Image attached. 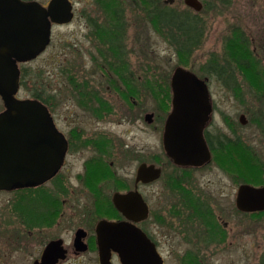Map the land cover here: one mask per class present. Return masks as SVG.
<instances>
[{"label":"rangeland","instance_id":"1","mask_svg":"<svg viewBox=\"0 0 264 264\" xmlns=\"http://www.w3.org/2000/svg\"><path fill=\"white\" fill-rule=\"evenodd\" d=\"M34 1L42 5L49 2ZM70 1L74 7V19L64 26H51L49 46L34 60L23 63L21 88L16 97L32 98V93L39 92L46 102L42 103L48 107L56 125L62 132L69 133L72 111L83 117L85 114L82 107L76 108L75 100L72 99V96L76 95L73 93L85 92L88 86L91 90L102 92L111 112L105 114L100 122H96L92 117L91 120L84 119L83 123L87 122L85 129H89L91 124V130L86 129L87 132H92L93 127L101 128L100 131L106 134L104 137L108 140V151L118 152L115 158L109 154V161L115 163L109 172L114 169L123 180H129L139 163L153 162L162 166L164 172L162 179L156 184L155 201L166 204L174 195L172 185L165 186L166 176L172 168L161 157L160 133L155 132L152 128L154 123L148 124L144 116L151 112L159 115V109L166 110V99L158 92L167 90L165 78L171 75L175 68L182 67L199 77H208L212 75L209 73L210 68L216 70L221 65L226 66L222 68L231 72L235 81L233 83H237L243 96L218 98V106L222 111H229L231 118L236 122L240 113L245 114L246 110H249L246 117L250 121L246 126L237 125V131L241 135L239 138L242 140L240 142L236 138L237 147H227L218 160H215L209 169H202L196 178L199 179V187L204 192L222 191L215 194V198L218 203L228 205L229 210H223L221 215L223 220L229 223L231 233L221 247L213 252H205L199 262L183 258L187 244L175 242L173 254L164 250L163 254L167 256L164 263L264 264V214L246 216L236 212L231 197L233 182L225 176V172L234 171L237 183L264 186V0H197L202 4L200 11L185 5L184 0H161L153 2V7L143 0ZM156 7L158 12L166 11L165 16L170 19L180 17L185 19V22L193 19L194 27L191 30L184 29L185 33L194 36L192 42L197 43L189 53L178 54L179 48L176 47L173 36L177 40H183L180 31L153 25L150 17ZM112 49L121 53L120 57L128 63L129 71L134 72V86L140 92L139 98L135 100L137 105L134 110L128 108L127 102L118 96L119 93L114 92L111 82L102 75V69L115 62ZM219 77H213V81L209 83L215 101L219 96L215 94L216 91H234L233 87L227 84L225 86L222 79H219V83ZM89 80L91 81L88 84L86 81ZM108 86L110 88H107ZM114 87L120 91L126 90L121 80L115 82ZM155 90L158 95L152 97L151 91ZM243 101L248 104H242ZM255 117L259 118V125L252 123L251 118ZM217 121L224 129L222 116L218 115ZM153 153L156 155V161L152 159ZM244 154L247 155L244 158H235ZM229 155L232 161L235 158V162L227 163L225 157ZM79 162L75 156L72 157V153L68 155L66 168L69 172L62 173L67 177V181H62L69 182L72 163H76L78 170ZM208 180L219 181L204 188ZM220 181L224 184H219ZM58 186L59 182H52L46 184L44 190L54 193ZM153 188L143 186L141 189L148 203L152 200ZM22 196L23 192L20 191H0V264H32L43 244V233L53 236L58 232L55 227H51V230L49 227H42V231L32 230L29 233L21 217ZM62 197L66 200L64 207L67 211L66 205L71 199L67 195ZM56 198L62 200L60 196ZM69 226L65 222H61L59 226V233L62 234L60 236L66 241L70 240ZM116 262L119 264L118 260ZM64 264H78V260H73L71 255ZM79 264L94 262L90 257H86Z\"/></svg>","mask_w":264,"mask_h":264},{"label":"flooded vegetation","instance_id":"2","mask_svg":"<svg viewBox=\"0 0 264 264\" xmlns=\"http://www.w3.org/2000/svg\"><path fill=\"white\" fill-rule=\"evenodd\" d=\"M47 3L44 6H46ZM74 17L75 12L72 20ZM69 23H54L52 24V28L54 26H64ZM181 31H184V29ZM112 50L115 62L114 64L109 63L107 68L102 69V75L111 82L114 92L119 93L118 96L124 99L125 103L127 102V105L129 106L128 108L134 110L136 107L135 105H137L135 100L138 99L140 95L139 90L134 86V72L129 71L127 67L128 63L126 64V61L120 57L121 53L118 50ZM22 65L23 63L19 64V90L21 88L20 82L22 77ZM219 67L220 68L216 70H211V68L209 69V73L212 74L211 76L199 77V75H196L198 80L204 82L203 84H205L207 88L206 94L210 105V112L202 128L201 135L209 154L207 160L203 157L205 153L203 154V164L201 163L198 166L176 165L173 163L172 159L168 157L164 150L162 138L164 135V127L173 108L171 106L173 100V93L171 89L172 75H167L165 78L167 82L164 83H167V90L158 92L161 97L166 99V110L159 109V115L154 112L148 113L152 114V117H150V122L147 123H154V127L152 128H154L155 132L160 133L162 145L161 157L165 159V162L170 164L172 168L170 170L171 172L169 171L166 176L167 179L165 186L172 185L174 195L172 200L166 204L155 201L156 184L159 182V179H162L164 172L162 166H157L153 162L147 164L154 165L155 168L160 169L159 176L152 179V181L148 183L137 180V170L144 162L137 165L134 175L131 176V179L129 180H123V177L119 176L117 171L114 169L109 172V169L115 164L114 161H109V154L113 155L115 158V156L118 155V152L112 153L108 151V140L104 137L106 134H104L103 131H100L101 128L93 127L92 132H87L91 130V124H89V129L86 128V131L84 125H87V122L83 123V120H91V118L94 117L96 122H100L103 120L105 114L111 112V107L109 106L107 99L103 98L102 92L91 90L89 89V86L85 92L76 91L73 93L76 95L72 96V99L75 100L74 104L76 108L82 107L85 114L83 117L77 114L76 111H72V126L69 129V133L62 132L56 125V122H54L56 130L63 135L67 143L63 163L60 169L52 178L48 180V182L46 181L40 185L11 190L23 192L24 196H22L23 205L21 206V217L24 225L27 226L25 228L29 229V233H31L32 230L42 231L40 229L42 227H49L50 230L51 227H55L56 229L58 228L56 235L47 236L43 233V236H41V243L43 244L38 250L39 255L33 259L32 264L36 261L41 262V257L46 247L52 242L59 243L57 248L62 251L63 256H56V259L52 260V263L48 261L46 264H64L71 255L73 260H78V264L86 257H90L94 264H100L99 227L102 223H130L138 227L153 243L157 253L163 260V264H165L164 258L167 257L166 254H163L164 250L173 254V243L175 242L186 243L187 246H185L182 257L194 261L200 260V258L204 256L205 252H213L216 248L221 247L222 243L226 242L228 235L231 233V229L228 228L229 223L223 220L221 213L225 209L229 210V208L226 203H218L215 198V194L222 191L217 190L204 192L202 188L199 187L201 183L199 179L196 178V175L201 174L203 171L202 169H209L211 164L214 163L215 160H218V157L224 153L227 147H230V149H235L237 147L238 143H235V141H242L239 138L241 135L237 131V125L246 126L250 120L246 117V115L249 114V110H246L245 114L240 113L238 121L236 122L231 118L229 111H222L218 106L220 103L218 98H242L243 96L237 86V83H233L235 81H233V75L231 72L222 68L226 67L224 65ZM218 76H220L217 80L219 83L222 79V83H224L225 86L228 85L229 87H233L234 91H216L215 94L219 96L215 101L214 92L211 91L209 83L213 81V77L215 78ZM87 78L88 77L86 76V79ZM118 80H121V82L125 85L126 90L120 91L118 88L114 87L115 82H118ZM90 81L91 80L86 82L89 84ZM107 88L110 87L108 86ZM151 92L153 95L152 97L158 95L156 90ZM221 94L222 96H220ZM241 103L244 105L248 104L247 101H243ZM93 104H95V106ZM3 110L4 104L0 97V112H3ZM218 115L222 116V119L224 120V129L221 128L219 122L217 121ZM251 121L256 125H259V123H257L259 122L258 117L251 118ZM236 138H238V140H236ZM245 152L247 154V151ZM70 153H72V157L75 156L77 162L80 161V165H78L77 170L76 163H72V176L70 177L69 182H64L67 181V177H65L62 173L64 171L69 172L66 165L67 157ZM250 153L253 154L252 152ZM246 154L235 158H244L247 156ZM152 155L153 161H156V159H154L156 158L155 153ZM235 158L232 161L231 155L225 157L227 163H230L231 161L235 162ZM235 173L236 172L234 171L225 172V176L230 179L231 183L233 182V195L231 197H233L234 200V209L240 214L251 216L253 213L246 214L236 207V196L241 185H253L249 183H237V176L234 178ZM109 175L110 177H108ZM217 181L208 180L204 184V188L216 184ZM52 182H59V188L54 193H49L44 190V186ZM219 184H224V182L220 181ZM123 185L124 187L122 188ZM143 186L154 187L151 192L152 200L149 203L145 201L146 199L141 192ZM51 188L53 189V187ZM131 191L139 193L143 201L146 203L145 215L134 210L128 211L125 214L124 212H121L113 203V199L116 194H128ZM29 193L30 195H25ZM32 193L33 197H31ZM63 195H67L69 196V199H71V202L66 205L67 211H65L64 206L66 204V200L63 199ZM59 196L62 198L61 201L56 198H59ZM61 222H65L70 225L71 234L69 241H66L65 238L60 236L62 235L59 233V226L61 225ZM109 255L110 262L112 264H117L116 260H118V263L120 264L118 254L114 250H111Z\"/></svg>","mask_w":264,"mask_h":264},{"label":"water","instance_id":"3","mask_svg":"<svg viewBox=\"0 0 264 264\" xmlns=\"http://www.w3.org/2000/svg\"><path fill=\"white\" fill-rule=\"evenodd\" d=\"M184 2L195 11L202 9L200 1ZM72 6L70 0H49L47 6L34 0H0V97L4 104L0 112V191L48 182L63 163L67 143L56 130L48 107L38 99H19L16 95L19 64L34 60L46 49L52 24L69 23L74 16ZM171 75L173 108L164 127V150L176 165L198 166L203 164V157H209L201 136L210 112L207 88L182 67ZM150 117L152 114L145 115L146 122ZM159 174V168L142 163L137 180L148 183ZM236 197L240 211H264V186L241 185ZM113 201L125 214L131 210L146 213V203L137 192L116 194ZM99 231L100 264H112L111 250L118 254L120 264H163L153 243L138 227L102 223ZM58 245L49 244L41 262L34 264L52 263L56 256L62 257Z\"/></svg>","mask_w":264,"mask_h":264},{"label":"trees","instance_id":"4","mask_svg":"<svg viewBox=\"0 0 264 264\" xmlns=\"http://www.w3.org/2000/svg\"><path fill=\"white\" fill-rule=\"evenodd\" d=\"M144 3L148 4L150 7H153V2H161V0H143ZM153 13H151V20L153 22V25H155V27H158L159 25H161L162 27H164L165 29H175L180 31V35L183 36V40H177V38L175 36L174 39L176 41V47L179 48L178 54L181 55H186L187 53H189L192 49L193 45H196L193 41V37L190 34L185 33L184 31H181L182 29H190L192 27H194V23H193V19L188 20L185 22V19H181L180 17H176L174 19H170L168 17L165 16V12L160 10L159 12L157 11V7L154 8V10H152ZM166 15H168L166 13ZM116 28V27H114ZM32 98L38 99L42 102H45V100L43 101V97L41 96V94L38 93H32ZM254 214H264V212H259V213H254ZM253 215V214H252Z\"/></svg>","mask_w":264,"mask_h":264}]
</instances>
